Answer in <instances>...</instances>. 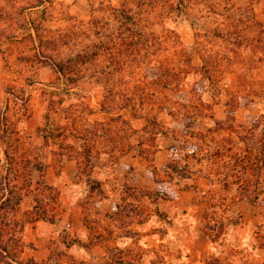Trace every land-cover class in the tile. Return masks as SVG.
<instances>
[{
    "label": "rangeland",
    "instance_id": "374dc122",
    "mask_svg": "<svg viewBox=\"0 0 264 264\" xmlns=\"http://www.w3.org/2000/svg\"><path fill=\"white\" fill-rule=\"evenodd\" d=\"M108 1L43 0L39 5L26 10L25 21L30 25V19L35 18L40 23L39 18H42L44 30H56L66 27L72 18L89 20L93 5ZM110 1L115 5L122 2ZM206 1L211 0H171V12L164 20L167 27L179 33L192 63H175L173 83H180V86L173 91L168 90L166 107L159 115L170 128L171 134L151 138L147 132V138L139 147L140 151L142 144H146L145 153L140 152V156L146 164L145 172L150 177V181L143 185L130 178L117 180L114 177L108 182H101L94 173L99 165L107 163L100 156L108 157L113 165V161L132 148L116 157L112 156L114 158L107 153L94 157L91 174L80 173L78 168L76 172L72 171L74 168L64 163V160H75L68 155L60 156L57 151L61 143L73 139L70 133L64 132L65 126L80 128L84 121L79 120L74 124L59 112L49 110L50 94L52 91L61 92L64 105L83 99L87 101L94 108L88 116L91 122L106 121L119 114L126 117L123 114L125 111H130L134 116L130 109L113 113L103 110V90L95 78L82 77L72 85L73 90L65 92L68 79L59 76L52 63L48 61L34 65L27 58H22L33 53L28 46L9 40L0 46V112L10 119V129L15 134L14 145H20L22 153L32 160L34 166L30 179L26 180L28 189L19 212L20 217L26 218L22 230L26 243L22 254L24 259L35 258L53 264H78L84 260L96 264L104 262L109 253L118 259L124 257L125 261H138L139 252H142L139 259L141 264H264V62L260 60L264 59V49L257 46V43L263 44L264 40L256 41L260 37L264 38V24L258 22L246 29L247 36L256 43L239 47L241 53L238 55L236 51L229 50L238 48L239 42L234 40L229 42L230 48L227 50L230 58L219 57V49L226 44L220 47L216 39L204 36L206 32L212 33L218 22L217 17L206 14ZM8 7L12 10V19L8 20L13 23L14 0ZM208 37L211 41L208 46L212 49L211 57L217 59V63L210 64L213 68L210 78L192 67L203 65L197 40L205 43ZM250 56L254 58L252 63ZM153 64L157 67L162 63ZM155 67L153 71L148 66L147 70L140 71V75L131 74L127 70L123 76L129 82H135L136 78L152 79ZM199 96L212 105L207 110L210 114L199 117L195 123L196 131L207 134L208 145L218 147L229 141L240 153L249 149L252 161L257 158L263 162L262 190L258 201L238 199L234 195L238 188L232 187L230 196H227L228 201H224L218 212L230 208L227 213L233 214L238 224L229 225L226 236L216 241L210 239L207 233V219L201 197L204 191L219 190V185L211 184V180L204 177L200 165L192 166L194 177L201 180V186L198 187L192 179L182 180L177 175L172 179L166 174L167 166L160 170L155 162L159 150L155 147H178L176 135L178 137L186 130L188 119L184 116L174 118L169 111L177 110L179 101L197 104ZM134 117L141 118L143 123L145 121L142 129L145 131L148 120ZM256 121L261 123L256 126ZM153 128L150 127L151 130ZM135 129L137 131L132 137L136 136L134 139L139 141L140 130ZM5 139L1 131L2 172H5L7 165ZM153 150L154 156L148 158ZM169 150L168 161L176 153ZM15 155L16 160L22 157L18 153ZM43 182L56 188L59 193L58 202L55 192L44 194V199H41L51 219L26 214L36 204L37 187ZM112 193L116 203L113 210L108 211L102 208V201ZM117 204L120 205L119 215L108 216L116 210ZM88 222L94 223L93 233Z\"/></svg>",
    "mask_w": 264,
    "mask_h": 264
},
{
    "label": "trees",
    "instance_id": "16d2710c",
    "mask_svg": "<svg viewBox=\"0 0 264 264\" xmlns=\"http://www.w3.org/2000/svg\"><path fill=\"white\" fill-rule=\"evenodd\" d=\"M10 2L12 0H0V46L5 40L28 46L33 53L22 58H27L35 63L34 65L48 61L52 63L56 73L68 79L65 92L73 90L72 85L82 77L95 78L103 90V110L113 113L130 109L134 116L146 118L148 124L144 129L151 134V138L171 134L170 128L163 123L159 115L166 107L168 90L173 91L180 86V83H173L175 63H192L179 33L164 23L171 12V0H122L120 5H115L110 0L109 3L99 2L93 5L89 20L72 18L66 27L56 30H44L42 18L39 17L37 18L40 23L36 22L35 18L30 19V25L25 21L26 10L39 5L43 0H14L13 23H9L12 19V10L8 7ZM259 3L264 6V0H211L204 3L206 14L214 15L218 19L212 33L206 32L204 36L216 39L220 47L226 44L225 49H219V57L230 58V53L227 52L230 48L229 42H239L238 48L229 49L230 52L236 51L238 55L241 53L239 47L255 42L247 36L246 29L258 23L255 5ZM259 39L264 40L260 37L256 41L259 42ZM209 40L210 37L205 43L197 40L203 65H192L207 78H210L213 70L210 64L217 63V59L211 57ZM257 46L264 49V43H257ZM249 60L252 63L253 56H250ZM260 60L264 62L263 58ZM153 63L162 64L155 67ZM148 66L153 71L154 67L156 68L152 79L136 78L135 82H129L123 76L127 70L131 74L140 75V71L147 70ZM10 91L17 94L12 89ZM61 94L51 92L49 110L59 112L74 124L79 120L84 123L80 128L77 125L65 126L64 132L70 133L73 139L61 143L57 153L74 159L80 173L91 174L94 168L93 158L102 153L116 157L133 147L131 138L137 130L130 119L119 114L106 121L91 122L88 116L93 113L94 108L87 101L83 99L64 105V95ZM56 96L58 99H55ZM178 106L177 110L169 111V114L174 118L184 116L188 120L184 133H180L178 137L176 135L179 146L170 147L176 153L167 163L166 174L172 179L174 175L182 180L192 179L199 187L201 180L197 176L194 177L192 171L193 164H196L202 167V174L211 180V184L219 185V190L204 191L201 197L205 207L207 233L210 239L216 241L225 237L228 226L238 221L233 214L227 213L230 208L218 212L224 201H228L227 196H230L232 187L237 186L234 195L238 199L258 201L262 190L263 162L257 158L252 161L253 156L249 149L240 153L229 141L218 147L208 145L207 134L196 131L195 123L199 117L210 114L207 110L212 108V105L200 96L197 104L179 101ZM217 123L219 124V121ZM259 123L261 121H256L255 125L258 126ZM151 126L154 127L153 130L150 129ZM10 127V119L0 112V132L2 131L6 138L4 155L7 159L5 172L0 168V264H53L35 258L24 259L22 256L26 247L22 236L26 218L20 217L19 212L25 191L28 189L26 180L30 179L34 166L32 160L24 156L20 145H14L15 134ZM145 145L142 144L140 149L142 154L145 153ZM155 148L159 149V146ZM17 153L22 156L19 160H16ZM154 153L155 150L148 158L153 157ZM51 192H55L58 202V190L44 182L40 183L35 195L36 204L26 214H37L38 217L51 219L49 211L41 204L44 194ZM119 206L117 204L116 210L108 216L119 215ZM87 224L93 233L94 223ZM141 253L139 252L138 261H125L124 257L118 259L109 253L104 262L96 264H141ZM78 264L94 263L82 260Z\"/></svg>",
    "mask_w": 264,
    "mask_h": 264
},
{
    "label": "crops",
    "instance_id": "0c3cea01",
    "mask_svg": "<svg viewBox=\"0 0 264 264\" xmlns=\"http://www.w3.org/2000/svg\"><path fill=\"white\" fill-rule=\"evenodd\" d=\"M255 15H256V19L258 20V22L260 24H264V7L261 4L255 5ZM97 107H99V106H97ZM125 112L123 114L126 117L130 118L132 120V123L134 124V126L140 130V133L138 134L140 140L136 141L134 139V137H136V136L132 137V142H133L132 149L130 151H128L126 154L121 155L116 161H113V165H111V161L108 159V157L100 156V158L104 162H107V163L103 164V165H99L94 170V173L96 172V176H98V179L101 182L102 181L108 182V181H110V178H114V177L117 178V180H120L123 178H130L131 180L134 179V180H136L137 183L143 185L146 182L148 183L150 181V177H149V174L147 172H145V170L147 168H146V164L142 160V157L140 156L139 147H140L141 143L144 142V139L147 138L148 133L146 131L142 130L143 126L145 124V121L143 123V121H141V118H135L134 116H132L130 111H129V113H125ZM140 136H142V138ZM169 149L170 148H166L162 145L159 148V150H157V152H156L155 162H156V165L158 166V169H160V170L163 169V167H165V165L167 166L168 158H169V152H170ZM58 155L65 156V155H61V154H58ZM112 158H114V157H112ZM65 162L68 164V166H70V167L72 166V168H74V170L71 169L72 171H75V169L78 168L76 161H74L75 162L74 163L72 160L66 159V160H64V163ZM137 174H139L140 177L139 176L137 177ZM115 203H116V197H115L114 193L109 194L102 201V208H104L105 210H108V211L113 210Z\"/></svg>",
    "mask_w": 264,
    "mask_h": 264
}]
</instances>
